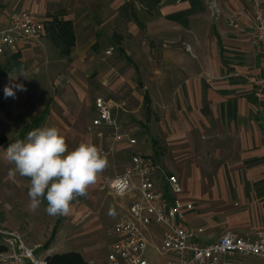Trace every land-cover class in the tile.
<instances>
[{"label": "crops", "instance_id": "crops-1", "mask_svg": "<svg viewBox=\"0 0 264 264\" xmlns=\"http://www.w3.org/2000/svg\"><path fill=\"white\" fill-rule=\"evenodd\" d=\"M255 1L264 3L0 0L3 27L16 12L44 25L40 40L21 43L16 55L0 56L2 228L20 235L38 258L75 252L87 264H104L105 259L92 258L91 245L97 240L93 232L113 215L102 194L114 197L102 187L123 172L133 155H146L181 183L193 203L186 225L201 246L226 232L251 238L264 224V95L257 98L247 83L264 66L251 44ZM56 23L71 25V36H64L73 39L71 48L58 45ZM14 83L26 91L14 88L15 97H5L4 88ZM97 87L115 98L103 99L127 139L115 141L113 129L92 127ZM123 112L133 116L130 126L121 121ZM42 127L58 128L69 151L90 139L109 161L98 182L72 202L68 216L47 214L44 199L38 209H30V180L11 176L14 165L5 159L11 143ZM135 135L142 154L135 152ZM120 200L114 225L130 205L129 197ZM204 235L213 241L200 243ZM41 249L43 256L37 255ZM169 260L158 257L150 264Z\"/></svg>", "mask_w": 264, "mask_h": 264}, {"label": "built area", "instance_id": "built-area-1", "mask_svg": "<svg viewBox=\"0 0 264 264\" xmlns=\"http://www.w3.org/2000/svg\"><path fill=\"white\" fill-rule=\"evenodd\" d=\"M230 25L236 27L233 21ZM43 34L44 25L33 15L11 14L4 27L0 24V56L18 54L21 43L38 41ZM251 44L264 57V3L260 1H255L253 6ZM247 83L252 85L257 98L264 95V66L260 74ZM95 110L92 127L113 129L115 141L128 138L118 130V120L105 100L96 99ZM129 143L135 145L136 141L129 139ZM102 190L114 198L130 199L126 213L109 232L113 242L108 247L104 264H150L146 257L148 249L159 258L170 259L165 264H239L238 260L242 259L264 264V224L251 238L226 232L217 242L201 246L185 220L193 203L185 198L177 177L150 156L133 155L123 172L107 180ZM0 244L6 248L0 262L46 264L44 259L36 257L35 249L26 246L20 235L4 230L1 223Z\"/></svg>", "mask_w": 264, "mask_h": 264}, {"label": "clouds", "instance_id": "clouds-1", "mask_svg": "<svg viewBox=\"0 0 264 264\" xmlns=\"http://www.w3.org/2000/svg\"><path fill=\"white\" fill-rule=\"evenodd\" d=\"M14 88L26 91L23 84L14 83L4 88L5 97H15ZM5 159L14 165L11 176L19 173L29 178L30 209H38L44 199L50 216L70 215L72 202L86 195L109 166L107 155L90 139L69 151L66 138L56 127L29 131L25 140L7 147Z\"/></svg>", "mask_w": 264, "mask_h": 264}, {"label": "rangeland", "instance_id": "rangeland-1", "mask_svg": "<svg viewBox=\"0 0 264 264\" xmlns=\"http://www.w3.org/2000/svg\"><path fill=\"white\" fill-rule=\"evenodd\" d=\"M57 74L60 75V73H57ZM56 80H60V77H56ZM95 90L97 92L96 94H98V96H100L101 99H103V98L105 100L106 99L107 100L108 99H115L110 93L107 92V90H105L103 88L97 87V88H95ZM131 102H130V105L132 107L134 106V108H135V106L137 104H133ZM124 116H126V117H124ZM131 117L133 118V116H131V114L125 115V112H123L122 117H121V121H123V120L127 121L129 126H130L131 124H133V122H132L133 120H131ZM134 138L137 140V146L135 147V152L137 154H142L141 149H142L143 144H142V142H140L139 137H137L135 135ZM143 153H145V152L143 151ZM146 153H148V152H146ZM102 196H104V201L106 202L105 203L106 210L110 213L113 212V215H110V216H108V218L103 219V221L100 223V229L95 230L93 232V236H95L96 237L95 239H97V240L94 242V244H91V245L93 247L95 246V252L92 254V258L104 261V259L107 256V251H108L107 247H108L109 243L113 242V237L107 235V231L110 230L114 226L115 213L118 212L116 204L119 203L121 200L118 198L115 199V198L106 196L104 193L102 194ZM194 207H195V202H194ZM93 236H91L90 238H92ZM198 240L200 241V243H210L213 241V239H208L207 235L199 237ZM63 250H65V249H63ZM59 252H63V251H59ZM58 254H61V253H58ZM37 255H39V256L44 255V252L42 251V249L40 252H37ZM146 257L149 261H152V262L158 261V257L156 256V254L151 249H148V251L146 252ZM40 258L42 259V257H40ZM241 264H259V263L255 262L253 260H242Z\"/></svg>", "mask_w": 264, "mask_h": 264}, {"label": "trees", "instance_id": "trees-1", "mask_svg": "<svg viewBox=\"0 0 264 264\" xmlns=\"http://www.w3.org/2000/svg\"><path fill=\"white\" fill-rule=\"evenodd\" d=\"M55 26L57 28L56 36H57L58 45L62 46L63 44V46L67 45V49H69L68 47L71 48L73 39L72 38H70L69 40L64 39V36L66 34H68L69 37L71 36L72 33L71 25H69L68 23H56ZM5 252H6V248L0 244V256ZM44 260L46 264H87L83 260L82 256L75 252L53 254L47 256Z\"/></svg>", "mask_w": 264, "mask_h": 264}]
</instances>
